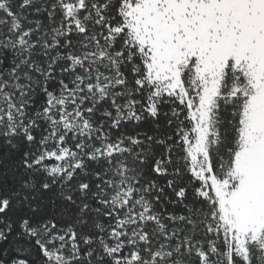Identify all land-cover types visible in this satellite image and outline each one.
Segmentation results:
<instances>
[{
    "label": "snow or ice",
    "instance_id": "6c2138e0",
    "mask_svg": "<svg viewBox=\"0 0 264 264\" xmlns=\"http://www.w3.org/2000/svg\"><path fill=\"white\" fill-rule=\"evenodd\" d=\"M0 264H264V0H0Z\"/></svg>",
    "mask_w": 264,
    "mask_h": 264
}]
</instances>
